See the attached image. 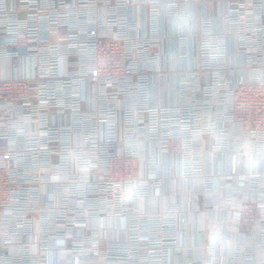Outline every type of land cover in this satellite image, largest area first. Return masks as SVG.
Segmentation results:
<instances>
[{"label": "built area", "instance_id": "2783aa9c", "mask_svg": "<svg viewBox=\"0 0 264 264\" xmlns=\"http://www.w3.org/2000/svg\"><path fill=\"white\" fill-rule=\"evenodd\" d=\"M139 1L0 0V264L223 263L212 236L181 240L193 209L142 208L163 180L142 175V161L178 154L182 175H202L209 190L205 149L227 151L231 175L244 178L232 261L264 264V192L252 196L258 177L239 165L264 146L257 3L231 0L222 34L206 17L197 61L176 72L178 99L157 103L152 79L169 71L156 67L159 3L144 0L145 34L128 16ZM229 34L242 65L227 63Z\"/></svg>", "mask_w": 264, "mask_h": 264}, {"label": "crops", "instance_id": "0c3cea01", "mask_svg": "<svg viewBox=\"0 0 264 264\" xmlns=\"http://www.w3.org/2000/svg\"><path fill=\"white\" fill-rule=\"evenodd\" d=\"M167 1L157 0L158 7L156 13L157 33L161 41L155 50L158 52L156 67L163 72V76L156 74L152 79L151 95L155 97L157 103H170L176 101L179 96L177 88V71L181 70L191 63L197 61L196 57V39L202 30L205 29L203 21L210 20V29L219 34L226 31L227 25L225 17L230 7L231 0H174L178 1V8L172 9ZM250 4L259 3L252 6L255 13L261 15L264 20V0H247ZM254 2V3H253ZM178 11H183L190 15V27L184 31H177L172 26V19ZM253 12V13H254ZM128 16L133 18L138 24L139 31L147 33L150 13L144 0H140L138 5L128 10ZM205 17V18H204ZM204 18V19H203ZM188 35L183 42L181 36ZM234 34H229L228 58L227 63L237 65L243 64V58L238 48V43ZM192 36V37H189ZM55 38V36H52ZM185 49L187 55L179 54ZM192 54V57L189 55ZM187 58V59H185ZM210 137L204 136V143H208ZM207 147V145H206ZM150 162V157L148 158ZM203 169L206 173L214 175L213 188L205 190L203 187V176L197 175L187 177L182 175L180 155H170L169 153H160L155 157V163L142 161L140 171L142 175L148 177L149 181L153 177H161L162 183L158 188L150 189L147 198L142 201V208L149 211L159 212L167 210L171 205L176 204L181 209H195L188 212V224L185 234H182L181 240L185 242L187 234L192 236L195 243H208L212 239L218 243L221 252L222 262L220 264H240L232 261L231 247L228 243L238 240L239 226L238 213L235 211L236 194L239 187L244 182V178L239 175H231L230 156L224 150L205 149L203 154ZM241 170L245 168L252 175H256L259 181H256L252 189V196L264 192V146L263 151L255 153L249 152L244 161L240 164ZM263 194V193H262ZM264 199V197H263ZM173 203V204H171ZM170 204V205H169ZM179 217H176L178 219ZM260 218V216H259ZM264 215H261L260 222L264 223ZM213 227L211 228V226ZM208 230V231H207ZM185 238V239H184ZM181 262H179L180 264Z\"/></svg>", "mask_w": 264, "mask_h": 264}, {"label": "clouds", "instance_id": "9594fccd", "mask_svg": "<svg viewBox=\"0 0 264 264\" xmlns=\"http://www.w3.org/2000/svg\"><path fill=\"white\" fill-rule=\"evenodd\" d=\"M171 23L177 31L187 30L190 27V15L183 11H178L174 15Z\"/></svg>", "mask_w": 264, "mask_h": 264}, {"label": "rangeland", "instance_id": "374dc122", "mask_svg": "<svg viewBox=\"0 0 264 264\" xmlns=\"http://www.w3.org/2000/svg\"><path fill=\"white\" fill-rule=\"evenodd\" d=\"M163 71H165V70H163ZM91 172H92V171H91ZM90 175H91L90 170H88V176H90ZM94 198H95V197H94ZM101 202H102V201H100V200L90 199V200H88V208L91 207L89 204L97 205V204H99V203H101ZM93 212H95V211H93ZM90 215H92L93 217H90L89 220H90V219H98V218L100 217V215H99V214L96 215V213H92V214H90Z\"/></svg>", "mask_w": 264, "mask_h": 264}]
</instances>
